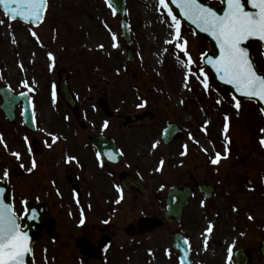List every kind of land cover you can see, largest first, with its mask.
<instances>
[{"label": "rangeland", "instance_id": "1", "mask_svg": "<svg viewBox=\"0 0 264 264\" xmlns=\"http://www.w3.org/2000/svg\"><path fill=\"white\" fill-rule=\"evenodd\" d=\"M0 20L4 21L0 24V87L31 90L35 94L38 118V128L32 131L20 118L17 123H10L0 110V135L3 136L0 177L13 186L20 215L24 212V197L32 194L43 202L47 195H54L50 197L56 201L54 205L49 200L45 203L53 214H59L62 206L57 194L64 196L68 191L64 201L70 202L69 188L75 184L77 164L84 162V172L90 170L91 153L86 135L102 131L116 139L125 151L126 161L139 170L137 173L153 191L159 186L164 191V186L192 185L197 180L213 185L215 193L205 198L196 191L180 223L157 227L144 219L142 228L136 227L137 233L130 235L120 228L112 236L106 255L109 259L106 263L103 260L97 263L179 264L171 234L180 230L193 248L196 264H228L229 247L232 248L231 264H235V251L244 245L253 247L250 264H264L258 251L264 237V146L260 144L264 138V115L250 100L240 102L238 111L234 106L236 100L203 69L199 61L202 53L213 51L206 39L197 37L190 27L180 22L181 37L189 42L187 52L192 58L189 62L182 49L168 42L177 39L175 28L159 0H127L133 61L127 59L120 17L107 0H49L45 20L39 27L11 21L1 9ZM13 38L16 43L12 42ZM253 52L259 68L264 70L263 49L253 45ZM49 53L54 59H50ZM188 72L192 75L186 79ZM65 75L78 99L75 111H69L63 100L56 97L62 96ZM201 81L209 88L205 89ZM53 84L57 85V95L53 94ZM101 102L110 110H118L123 118L108 119ZM145 111L154 113L153 122L137 121V116ZM125 117H131L134 122L129 123ZM82 122L87 124L85 131L81 128ZM226 122L231 141L227 145L223 132ZM169 123H177L184 135L181 140L165 145L161 135ZM206 123L207 131L204 130ZM53 136L58 137L55 143ZM185 145L187 154L181 155ZM13 152H20V158L13 156ZM217 152L221 154V164L213 165L211 158ZM67 156L76 160L67 163ZM33 160L39 161L36 169L32 168ZM161 160L164 161L162 169ZM16 167L26 170L21 178L13 175ZM164 208V200L157 203L142 199L141 206L128 211L120 223L127 225L133 215L135 219L142 215L154 220ZM69 211L65 213L69 215ZM73 211L78 214L77 209ZM217 212L220 216L214 222ZM209 225L213 231L207 236L205 246ZM52 242L47 237L38 242V254L44 245L52 255L45 261L38 257L40 264H78L73 251H64L57 248L58 243L51 245Z\"/></svg>", "mask_w": 264, "mask_h": 264}, {"label": "snow or ice", "instance_id": "2", "mask_svg": "<svg viewBox=\"0 0 264 264\" xmlns=\"http://www.w3.org/2000/svg\"><path fill=\"white\" fill-rule=\"evenodd\" d=\"M224 8L220 13L211 7L205 6L201 0H171V3L175 4L184 16L187 17L197 28L210 33L219 47V55L215 58V70L220 74V79L226 81L235 87V90L249 98L258 97L264 101V73L258 71L254 66L253 61L249 58L248 50L242 47L244 41L256 37L261 41H264V0H221ZM246 3H251L252 8L255 11L246 10ZM0 5L5 9V13L13 20L17 17L22 20L32 23L43 20L44 13L49 5V0H0ZM159 5L167 10V15L171 17L173 22L172 26L175 28L176 40L168 41L173 43L177 49H182L183 54L187 55L189 62L192 61L190 55L187 52L188 41L181 37L180 21L176 15H173L172 9L166 0H159ZM111 6V5H109ZM4 23L0 20V24ZM32 35L37 36L36 32H32ZM116 37L113 36L115 41ZM13 43L16 40L13 38ZM113 44V47H116ZM103 48V45L99 46ZM50 59H54L52 54L49 53ZM176 59L180 61V55L176 56ZM21 67H23L21 65ZM186 67H190V64ZM191 72L186 74V79ZM203 83V81H201ZM27 83V82H25ZM187 88L188 85L185 84ZM205 89L209 88L207 83H203ZM183 103V101H181ZM219 103V101H218ZM235 108L239 111L241 105L239 101H236ZM264 113V107L260 109ZM228 117H225L227 121ZM207 123H211L210 121ZM207 123L204 125V130L207 131ZM108 126V122H105V127ZM229 125L226 122L223 126V132L225 134V143L230 144L231 141L228 137ZM264 131V130H262ZM27 139V138H25ZM58 137L53 136V143L56 142ZM194 139V138H193ZM3 140V136L0 135V141ZM199 144V141H195ZM260 144L264 146V138L260 140ZM7 148V144L4 145ZM153 147H156L154 144ZM185 151L181 155L187 154V145L184 146ZM207 152V149H202ZM13 156L18 159L21 156L20 152H13ZM111 159H116L115 156L109 154ZM76 160V157L67 156L66 162L71 163ZM221 161V154L215 153V156L211 158V163L217 165ZM164 161H160V167L162 169ZM36 167V162L33 160L32 168ZM31 170V169H30ZM8 175L7 170L4 172V176ZM120 199H123L121 195ZM120 200H117L119 203ZM35 215L33 219H35ZM251 218V217H250ZM19 218L11 205L5 204L0 193V264H25V258L28 253L32 252V247L29 244V236L27 232L23 231L21 224L18 222ZM81 224L84 223L82 218ZM212 226L209 225L205 232V246H207V236L212 233ZM187 243V241H185ZM232 248H228V264H231Z\"/></svg>", "mask_w": 264, "mask_h": 264}, {"label": "flooded vegetation", "instance_id": "3", "mask_svg": "<svg viewBox=\"0 0 264 264\" xmlns=\"http://www.w3.org/2000/svg\"><path fill=\"white\" fill-rule=\"evenodd\" d=\"M92 150L89 161L90 170L83 174V178L79 176L75 184L84 186L86 191L85 195L82 193L80 199V207L83 211L81 219H84V223L81 224V219L76 215L70 220L56 219L55 221L56 241L61 243L62 250H73L75 253L73 256L78 264H99L97 263L99 260H104L110 251L112 235L118 233L120 220L126 217L128 211L133 212L140 207L142 199L147 198L136 187L129 190L123 187L120 177L125 170L124 164L114 166L107 164L96 155L95 148L92 147ZM119 166L121 168L117 170ZM81 189L78 188V190ZM121 195L123 199H120ZM148 199L162 203L164 196L154 190L151 191ZM117 200L120 202L117 203ZM159 212L162 215L154 216L157 217L154 220L146 216L147 222L156 224L157 227L173 224L164 220L165 212ZM160 216H163V220ZM135 218L136 216L133 215L131 221L124 226L125 233H137L136 227L142 228L144 217L140 215L139 219ZM44 233L48 236L47 231ZM114 250L117 251V249Z\"/></svg>", "mask_w": 264, "mask_h": 264}, {"label": "water", "instance_id": "4", "mask_svg": "<svg viewBox=\"0 0 264 264\" xmlns=\"http://www.w3.org/2000/svg\"><path fill=\"white\" fill-rule=\"evenodd\" d=\"M109 1L114 6L115 11L117 13H119L122 16L125 15V12H126L125 11V0H109ZM169 2H170V5L177 10L178 14L180 15V18L184 22H186L188 25H190L196 31V33L198 35L206 37L215 46V49H216L215 55L206 54L203 56V62L205 64V66L207 67V69L209 70V72L211 73V75L213 76V78L218 83L226 86L237 99H239V100L253 99V100L257 101V103L259 104V106L261 108L264 107V101L260 100L258 97L249 98L245 95H242L235 90V87L233 85L228 84L226 81L220 79V74L216 72L215 67H214L215 58L219 55V47L215 41V38L210 33L204 32V31L200 30L199 28H197L196 25H194L190 20L187 19L186 16H184V14L181 12V10L175 4L171 3V0H169ZM202 3L205 4V6H207V7L213 8L218 13H220L222 11V9L224 8V5L222 7H216V6H213L209 3H204V2H202ZM0 6L5 11L4 7L2 5H0ZM245 7H246V10L255 11V9L252 8L251 3H246ZM16 19H21V18L17 17ZM41 21L36 22L35 24H38ZM28 22H31V21H28ZM122 23H123V30H124V38L126 39L127 43L130 44L131 39H130L129 30H128V25H127L126 21H124V20ZM251 42H258L264 48V41H261L258 38L253 37V38H250V39L244 41V43L242 44V47H245L248 50L249 58L252 60V53H251V49H250ZM129 53H130V51H129ZM64 91H65V96L70 100L68 90H66L64 88ZM19 100H20V97L13 96L12 98H10L9 102L7 101V103H5L3 106L4 111L6 112V114L8 115V117L10 119L14 118L13 110L15 108V105L19 102ZM24 104H25V117L28 121V125H30L32 115H31V112L29 110L28 100L26 98L24 99ZM149 119H151V117H149ZM177 131H178V127L176 125H174V124L169 125V127L167 129V134L165 135V141L166 142L170 141L177 134ZM92 141L95 145H97L98 149L101 152L111 154L112 151H114V148H115L114 143L112 140H109L108 138L107 139H105V138L104 139L103 138H92ZM16 174L21 175V172H16ZM201 190L204 191L206 196H211L213 191H214V189L211 186H208L207 184H204L203 186H201ZM0 193H2V198L4 199L5 204L12 206L11 190L8 187H6L1 181H0ZM191 194H192L191 189L187 188V187L182 188V189L173 187L170 189V191L168 192V196H167L169 212L166 215L169 221H171L173 219L181 218L182 213H183V209L188 204V201H189V198L191 197ZM34 215L36 217L35 219H33ZM48 221H49V218L45 212L38 213L35 211H31L30 217L28 219L27 228L23 229V231L27 232V234L30 238V240H29L30 247L32 246L34 238L38 235L40 228L44 224H46L47 227L50 228V224ZM174 238L176 241V243H175L176 248L181 251L182 264H192L190 257H189V251H188V249L185 248L186 246L184 247V244L181 241V236L175 235ZM249 252H250V248H245V249L240 250L237 253L236 259H237L238 264H247L248 263V261L250 260ZM261 252L264 254V241L262 242ZM29 259L32 260V253H28L26 255L25 264H33V263L29 262Z\"/></svg>", "mask_w": 264, "mask_h": 264}, {"label": "bare ground", "instance_id": "5", "mask_svg": "<svg viewBox=\"0 0 264 264\" xmlns=\"http://www.w3.org/2000/svg\"><path fill=\"white\" fill-rule=\"evenodd\" d=\"M35 58V57H34ZM22 62H23V60H22Z\"/></svg>", "mask_w": 264, "mask_h": 264}]
</instances>
